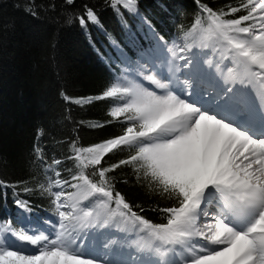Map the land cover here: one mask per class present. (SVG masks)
Returning a JSON list of instances; mask_svg holds the SVG:
<instances>
[{"label":"snow or ice","instance_id":"1","mask_svg":"<svg viewBox=\"0 0 264 264\" xmlns=\"http://www.w3.org/2000/svg\"><path fill=\"white\" fill-rule=\"evenodd\" d=\"M196 3L200 11L180 38L183 44L174 41L167 47L166 73L132 70L100 95L72 101L118 99L121 103L109 114L126 124L123 134L89 147L73 142L69 159L78 171L68 180L53 167L60 160L47 166L56 179L49 177L38 189L51 198L58 219L47 222L51 228L45 230L0 222V264H101L85 255L80 241L86 229L112 225L143 233L139 248L156 257L144 264H264V0H242L239 6H226L227 11ZM111 4L133 11L136 0ZM239 12L246 14L229 18ZM86 19L98 23L92 8H86ZM79 22L84 25L85 18ZM193 48L211 49L231 64L222 73L223 84H213L215 95L201 88L213 77L200 60L186 55ZM203 64L213 67L211 60ZM215 67L220 70L219 63ZM182 69L187 70L183 80L177 75ZM243 89L260 102L258 116L241 107ZM123 147L134 148L135 154L104 167V158ZM36 153L43 160L42 150ZM128 165L137 183L146 182L149 190L175 201L151 209L163 213L166 223L145 218L141 205L115 189V177L108 174ZM90 167L91 176L86 172ZM24 191L33 189L25 186ZM15 203L31 211L27 201Z\"/></svg>","mask_w":264,"mask_h":264},{"label":"trees","instance_id":"2","mask_svg":"<svg viewBox=\"0 0 264 264\" xmlns=\"http://www.w3.org/2000/svg\"><path fill=\"white\" fill-rule=\"evenodd\" d=\"M241 2L201 0L217 11ZM136 7L139 14L121 5L114 8L111 0H74L72 5L65 0H0V222L35 230L57 218L51 198L38 189L49 177L56 179L47 166L60 160L53 167L68 180L78 171L76 161L69 159L73 142L89 147L123 134L126 127L109 114L121 103L118 99L72 101L98 96L117 77L168 56L165 47L183 43L180 38L200 11L196 0H136ZM86 8L95 11L98 23L87 21ZM206 50L216 62L219 54ZM97 124L102 127L92 126ZM133 154L134 148L117 149L104 158L103 166ZM93 171L86 169L90 176ZM108 175L115 177L117 191L145 209L141 215L166 223L163 213L151 209L174 206L175 201L149 190L146 182L137 183L130 165ZM25 186L33 191L25 192ZM18 199L27 201L31 211L19 208Z\"/></svg>","mask_w":264,"mask_h":264},{"label":"rangeland","instance_id":"3","mask_svg":"<svg viewBox=\"0 0 264 264\" xmlns=\"http://www.w3.org/2000/svg\"><path fill=\"white\" fill-rule=\"evenodd\" d=\"M135 13L139 14V10L135 5V10H133ZM183 44V43H181ZM165 49H167V46L165 47ZM169 54V53H168ZM186 55L189 56H194L195 59H198L201 61L202 66L204 67V69L209 72L211 75H214V73H216L218 70L216 69L215 65L217 63L220 64V70H227V67H231V64L228 61H220V59H217L216 64L214 63V66L209 68L207 64H203L204 60L209 59L211 56H213V53H210L209 50H206L205 53L201 52L198 53L196 48H193L192 51L190 53H186ZM169 56V57H168ZM168 56H163L160 59L157 60H153L149 66H144L142 65L139 70L141 68H147L149 70L152 71H163V72H167V68H166V60L170 59V55ZM212 61V59H209ZM213 62V61H212ZM180 64H183L184 61H179ZM152 65H155V68L152 67ZM185 69H182L181 72L184 73ZM180 78L183 80L185 79V76L183 74L179 75ZM202 90L203 87L201 86ZM73 191V190H72ZM57 218H54L52 223H55L57 221ZM118 227V226H117ZM123 226H119V228H122ZM51 228V224L48 226H41V230H45V229H50ZM102 230V231H101ZM86 229L85 232L82 234V238H81V244L83 247V250L85 252L86 256H94L100 259L101 264H131L130 262H128L129 260H120L121 258H118V261H113L110 258L111 257H122L123 254L125 253H130L131 255L126 257V258H131L134 261L138 262L140 259H142L143 264L144 262L148 261V260H155L156 257L154 256L153 253L148 252L146 250H141L138 246V244H136V242L138 243L139 238L141 235H143V233H137L134 230H124L126 233L131 234V238L124 233V231L121 230H116L112 234H106L108 232H105L103 229ZM118 231V232H117ZM118 235H120V237H118ZM118 238V240L116 239ZM136 241H135V240ZM105 245H107V247H105ZM117 246L119 248L114 249V246ZM30 249H34V246H29ZM115 250V251H114ZM179 251V249L177 250ZM170 258H171V254H170ZM177 261H180V256L176 255L174 257ZM122 259H125V257H123ZM130 259V260H131ZM141 264V263H138Z\"/></svg>","mask_w":264,"mask_h":264},{"label":"bare ground","instance_id":"4","mask_svg":"<svg viewBox=\"0 0 264 264\" xmlns=\"http://www.w3.org/2000/svg\"><path fill=\"white\" fill-rule=\"evenodd\" d=\"M185 71H187V70L185 69ZM222 73H226V70H224V71L223 70L217 71L216 73H214V75H212L213 81L211 83L210 82H205V83H203L201 85L203 87V90L206 91V93H211L212 95H215V93H216V91H218V89L214 88L213 87V84L215 82H219L221 85L223 84ZM180 74H183V73L181 72V73H178L177 75H180ZM235 87L236 88H241L240 85H236ZM243 92L245 93V95L243 97L244 104H242L241 107L242 108L243 107H249V108H251L253 110V112H255L256 115L258 116L260 114V111H261V104H260V102L255 98L254 94L252 93V91L250 89H243ZM209 98L210 97L206 94L205 95V99H209ZM130 255H131L130 253H125V254L122 255V257H117V258L116 257H111L110 259L113 260V261H118L119 260L118 258H121L120 260H123V261L129 260L128 262H130L131 264H138V263L143 264L142 259H140L138 262H136V261H134L131 258H126V257H128ZM123 257H125V259H122Z\"/></svg>","mask_w":264,"mask_h":264}]
</instances>
